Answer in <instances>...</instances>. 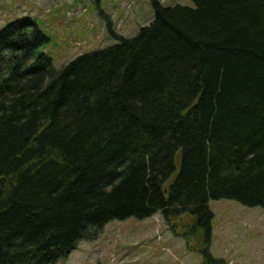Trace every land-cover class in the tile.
Returning a JSON list of instances; mask_svg holds the SVG:
<instances>
[{"label": "trees", "instance_id": "trees-1", "mask_svg": "<svg viewBox=\"0 0 264 264\" xmlns=\"http://www.w3.org/2000/svg\"><path fill=\"white\" fill-rule=\"evenodd\" d=\"M164 7L55 67L30 19L0 30V264H57L113 220L264 208V0Z\"/></svg>", "mask_w": 264, "mask_h": 264}, {"label": "rangeland", "instance_id": "rangeland-1", "mask_svg": "<svg viewBox=\"0 0 264 264\" xmlns=\"http://www.w3.org/2000/svg\"><path fill=\"white\" fill-rule=\"evenodd\" d=\"M164 7H193L192 0H155ZM153 0H0V30L30 19L49 37L43 51L55 67L131 38L150 24ZM214 213L209 252L215 262L264 264V208L232 199L210 202ZM177 234L161 213L111 221L96 240L82 241L57 264H206L201 235H189L194 218L181 216ZM208 264V263H207Z\"/></svg>", "mask_w": 264, "mask_h": 264}]
</instances>
